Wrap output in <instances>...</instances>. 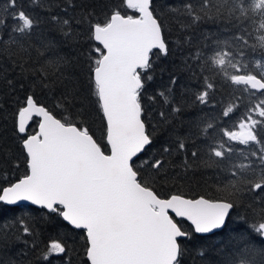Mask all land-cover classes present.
<instances>
[{"label":"snow or ice","instance_id":"6c2138e0","mask_svg":"<svg viewBox=\"0 0 264 264\" xmlns=\"http://www.w3.org/2000/svg\"><path fill=\"white\" fill-rule=\"evenodd\" d=\"M70 7L51 15L49 31H40L18 0L0 7V58L19 70L22 88L26 81L54 101L49 107L32 92L15 112L26 170L12 179L0 168V210L23 211L27 202L39 219L81 233L85 264H184L186 242L224 232L247 200L244 229L223 246L198 245L197 255L204 260L215 252L216 264H264V0H185L159 11L156 0H118L102 17L86 12L79 20L68 15ZM169 14L179 26L176 51L189 84L178 96L173 75L148 97L164 107L153 126L144 99L155 61L172 50ZM85 22L87 90L104 122L103 142L87 122L78 73L64 48ZM225 89L247 103L217 113L223 101L216 95ZM197 105L200 114L181 131L176 119ZM224 118L234 121L231 127ZM155 133L161 139L153 153ZM173 154H183L185 169L200 163L211 169L219 195H161L156 178ZM13 223L15 231L0 227V244L38 247L33 216ZM67 253L66 241L52 240L43 260L51 264Z\"/></svg>","mask_w":264,"mask_h":264},{"label":"trees","instance_id":"16d2710c","mask_svg":"<svg viewBox=\"0 0 264 264\" xmlns=\"http://www.w3.org/2000/svg\"><path fill=\"white\" fill-rule=\"evenodd\" d=\"M72 3L73 7L68 8V15L73 16L79 20L86 12H94L96 17H102L105 7L110 6L118 0H18V8H23L27 13L39 21L40 31H49L52 28L51 15L59 14L63 16L62 9L67 3ZM185 0H156L157 10L165 5H173L177 8L184 3ZM4 0H0V7L3 6ZM167 11V9H165ZM166 24L171 29L169 40L172 42V50L168 56H160L155 61L156 69L152 73L154 79L147 85V92L145 93L144 103L148 112L147 119L154 126L159 120L158 112L164 110V107L159 102L148 99L149 96H155L158 90H162L169 85L170 77L176 75L179 77L176 86V93L179 96L183 93L185 86L189 84V79L184 73L180 65V57L176 51L175 41L177 39L178 25L173 20V15L169 14L165 17ZM88 23L85 22L77 29L78 38L70 41L64 46L66 54L72 59L71 71L78 73V80L80 81V97L79 102H82L88 111L87 122L92 131L95 133V138L101 142L104 140V122L101 114L96 110L93 103L94 97H91L87 90V65L84 63V53L90 51L91 45L87 39ZM212 29V25H202L201 29ZM21 80L19 70L14 72L11 64L6 58H0V168L8 171L9 177L15 179L17 176L24 174L26 168L24 164V155L21 151V141L18 138L14 128L15 112L19 106L22 105L24 97L27 94L36 93L37 99L49 107H53L54 101L52 95L41 94L39 88H28L25 81V87H21L18 82ZM12 81V85L9 84ZM231 89L223 90V95L217 94L216 100L223 101L217 107V113L221 108L228 105L240 104L242 107L246 100H241L236 95L230 94ZM200 114V106H190L187 111L175 121V124L181 131L184 130L188 120L195 119ZM239 116L235 117L238 120ZM227 126L231 127L234 121L227 120ZM183 122V123H182ZM35 125L30 126V130H34ZM157 135V146L152 149L155 153L161 137ZM242 147V146H238ZM190 160V157H189ZM9 162L11 167L9 166ZM183 154H173L166 164L167 172L161 173V177L156 178V188L161 195L167 196L169 194L180 192L188 197H198L205 195L206 197H213L219 195L215 191L216 185L212 183V170L205 168L200 163L199 166L192 164L190 168L183 167ZM18 165V167H17ZM249 201H244L245 207H238L233 213L232 221L229 227L224 232L217 235L195 236L194 240L186 242L189 251L184 257V264H216L217 256L215 252H211L204 260L197 255V246L205 245L208 249L214 248L216 245H221V241L227 242L229 236H235L238 231H242L245 227L240 217L246 214V207ZM23 211H12L8 208L0 210V227L12 228L15 231L17 227L13 221L16 216L31 215L36 220V239L35 243L38 245L34 250L25 249L22 243H9L7 246L0 244V264H48V261L43 260V254L46 250V245L52 240L66 241L68 245L67 256L61 260L59 258H52L51 264H67L70 259L71 264H85L84 244L82 234L67 230L59 226L55 221L41 220L28 211L27 205H20ZM251 219L250 213L248 214ZM184 227L189 229L190 226L185 222ZM235 229L236 231H233ZM26 255H21V253Z\"/></svg>","mask_w":264,"mask_h":264},{"label":"water","instance_id":"95a60500","mask_svg":"<svg viewBox=\"0 0 264 264\" xmlns=\"http://www.w3.org/2000/svg\"><path fill=\"white\" fill-rule=\"evenodd\" d=\"M21 205H27V202L22 203ZM190 226V222H186Z\"/></svg>","mask_w":264,"mask_h":264}]
</instances>
